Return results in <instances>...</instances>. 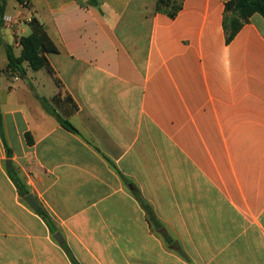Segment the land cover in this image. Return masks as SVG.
<instances>
[{"label": "crops", "instance_id": "1", "mask_svg": "<svg viewBox=\"0 0 264 264\" xmlns=\"http://www.w3.org/2000/svg\"><path fill=\"white\" fill-rule=\"evenodd\" d=\"M228 1L171 18L156 0H7L15 33L35 18L57 51L46 88L8 68L22 46L0 30V264H72L63 244L80 264H264V18L228 43Z\"/></svg>", "mask_w": 264, "mask_h": 264}, {"label": "trees", "instance_id": "2", "mask_svg": "<svg viewBox=\"0 0 264 264\" xmlns=\"http://www.w3.org/2000/svg\"><path fill=\"white\" fill-rule=\"evenodd\" d=\"M184 0H156L155 12L164 13L171 18L177 16V14L183 8ZM7 9V0H0V30L4 25V16ZM259 14L264 18V0H229L225 5L224 13V29L226 33L227 42H231L236 34L242 29V27L250 21V18ZM29 26L31 28V34L21 39L22 51L20 56H16L12 48L7 49L8 68L13 72H18L20 75H25L23 68L24 63H28L29 67L34 71L46 69L49 73L54 75L46 53L56 52L57 48L46 33L43 25L35 18L30 20ZM60 84L59 80H56ZM65 100H71L72 109L71 113L76 112L78 109L76 103H74L70 96H67ZM60 101V95H57L52 102L57 103ZM44 109L55 116L58 122L65 128L77 132L76 128L67 119L56 111V107L47 99L41 100ZM70 114V113H69ZM68 114V115H69ZM67 115V116H68ZM11 179L16 184L20 195L22 197L28 194V191L23 190L20 179L13 173V170H9ZM134 195L138 198L142 206L145 208L148 216V220L156 221V215L149 203L145 201L139 190H134ZM42 219L49 225L50 218L48 214L40 209L37 212ZM72 264H80L74 257L70 249L63 244Z\"/></svg>", "mask_w": 264, "mask_h": 264}, {"label": "water", "instance_id": "3", "mask_svg": "<svg viewBox=\"0 0 264 264\" xmlns=\"http://www.w3.org/2000/svg\"><path fill=\"white\" fill-rule=\"evenodd\" d=\"M9 166H11L10 161L7 162ZM24 201L34 210V211H39L40 210V206L35 198V196L33 194H27L26 196H24ZM55 238L59 241L62 242V237L60 236V234H56Z\"/></svg>", "mask_w": 264, "mask_h": 264}, {"label": "built area", "instance_id": "4", "mask_svg": "<svg viewBox=\"0 0 264 264\" xmlns=\"http://www.w3.org/2000/svg\"><path fill=\"white\" fill-rule=\"evenodd\" d=\"M17 23H18L17 19H15L11 16H5L4 17V27L12 30L14 32L16 43L21 46V38L14 31V27Z\"/></svg>", "mask_w": 264, "mask_h": 264}, {"label": "rangeland", "instance_id": "5", "mask_svg": "<svg viewBox=\"0 0 264 264\" xmlns=\"http://www.w3.org/2000/svg\"><path fill=\"white\" fill-rule=\"evenodd\" d=\"M20 4H25L26 0H17ZM15 52L18 53V50L15 49ZM43 77H44V81H45V84H46V88L47 87H51V85H53V81L51 79V76L50 74L44 69L43 70ZM59 106V105H58Z\"/></svg>", "mask_w": 264, "mask_h": 264}]
</instances>
